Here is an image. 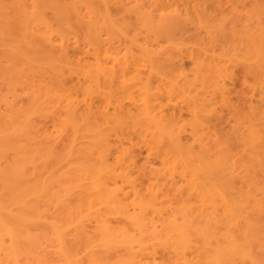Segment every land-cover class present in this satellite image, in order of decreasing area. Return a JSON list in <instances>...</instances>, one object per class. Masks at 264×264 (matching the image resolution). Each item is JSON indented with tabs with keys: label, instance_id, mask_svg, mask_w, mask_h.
Here are the masks:
<instances>
[{
	"label": "bare ground",
	"instance_id": "bare-ground-1",
	"mask_svg": "<svg viewBox=\"0 0 264 264\" xmlns=\"http://www.w3.org/2000/svg\"><path fill=\"white\" fill-rule=\"evenodd\" d=\"M204 1L195 27L178 0H0V264H264V117L206 138L234 68L264 84V0H229L239 54Z\"/></svg>",
	"mask_w": 264,
	"mask_h": 264
},
{
	"label": "rangeland",
	"instance_id": "rangeland-1",
	"mask_svg": "<svg viewBox=\"0 0 264 264\" xmlns=\"http://www.w3.org/2000/svg\"><path fill=\"white\" fill-rule=\"evenodd\" d=\"M189 0H187L188 2ZM200 0H191L188 4H181V0H178L179 5L183 9L184 7L192 10L193 7L190 5L191 2L198 4ZM208 1V7L211 3V9H209L208 14L211 12L210 18L214 24L217 26L222 24L225 26H229L230 28L227 30L228 34L222 38V46L224 49L235 50L237 53L244 51L246 49L247 43H246V29L248 28V23L250 22L249 17L247 15V12H249V6L244 5L245 7L242 8H236L235 5H231L229 0H207ZM186 2V3H187ZM201 2H205L204 0H201ZM200 3V2H199ZM207 3V2H205ZM204 3V4H205ZM203 4V6H204ZM199 5V4H198ZM201 5V4H200ZM199 7H202V5ZM214 5V6H213ZM206 6V7H207ZM208 9V8H207ZM219 9L222 10L221 13H219ZM191 12V11H189ZM192 17H194L193 20H195V24L193 25L195 27H198L200 25L199 21L197 20V15L192 10ZM209 18V17H208ZM209 18V19H210ZM192 20V21H193ZM211 22V21H210ZM211 22V23H212ZM233 23L237 24L236 26H233ZM226 31V32H227ZM77 45H74L72 47V50L76 51L74 58L80 59L81 54L78 53ZM239 54V53H238ZM185 62V68H187L188 71H192L194 69V63L191 61L190 58L184 59ZM232 79L228 82L227 89L230 90V94H228V98L230 102L229 105H223L221 101L218 98H214L212 100L213 107L216 110V114L221 116L222 122L221 125L215 123L210 125V128L212 132L210 134L208 133L206 138L207 140L211 141L215 137V134L217 135H235L238 140H242V135L238 132L239 124L242 120L247 118H253L255 116L258 117H264V84L257 82L250 74H246L242 72L239 68H234L232 70ZM169 105H173L172 103ZM178 106V105H177ZM169 112H172L175 114H180L182 120L188 121L189 117L186 115L185 109H179L177 108L175 111L169 110ZM218 115V116H219ZM183 121V122H184ZM215 122V121H214ZM189 132H185L184 136H188ZM125 137V138H124ZM244 139V138H243ZM122 142V145L120 143ZM120 149H135L134 152H136V159H137V165L144 164L147 166V168L151 171V173H156L158 169H160V163L158 158H156L157 155H155V152L153 150H147L145 146L140 142V140L137 138L136 134L132 131L125 132L123 136V140L121 138V141H118L115 143ZM132 147V148H131ZM247 161V162H246ZM246 162L249 171L252 176L256 177V185L258 187L262 186L264 187V163H261L260 161H257L255 158L253 159H247L244 160V163ZM155 175V174H154ZM152 177V175H150ZM149 176V177H150ZM152 180V178H151ZM180 184V183H179ZM181 185V184H180ZM183 186V184H182ZM195 217V213H193Z\"/></svg>",
	"mask_w": 264,
	"mask_h": 264
}]
</instances>
